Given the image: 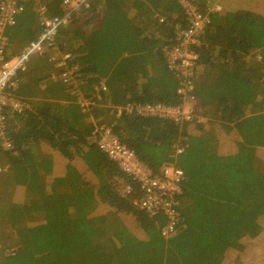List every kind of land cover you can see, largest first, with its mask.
<instances>
[{
    "label": "trees",
    "instance_id": "16d2710c",
    "mask_svg": "<svg viewBox=\"0 0 264 264\" xmlns=\"http://www.w3.org/2000/svg\"><path fill=\"white\" fill-rule=\"evenodd\" d=\"M101 1L70 16L8 92L23 109L3 112L0 145L10 148L0 147V264H264V151L252 155L248 183L235 168L226 177L231 189L223 193L249 189V204L234 199L240 210L229 209L230 198L210 181L220 165L232 166L242 130L264 122V0H186L202 15L220 10L195 50L200 67L190 96L204 122L182 125L110 113L127 99L134 107L180 108V80L162 74L163 50L189 27L180 0H107L104 8L118 16L111 21L126 29L132 49L97 94L104 50L86 40L92 21L82 18L96 14ZM23 9L5 33L7 59L37 40L42 18L65 17L60 0H29ZM58 55L70 57L66 71ZM66 72L73 83L60 79ZM54 79L61 88L48 91ZM74 88L89 107L73 104ZM103 126L154 175L168 165L185 172L170 239L162 237L167 217L147 216L138 205L141 190L98 150L93 129Z\"/></svg>",
    "mask_w": 264,
    "mask_h": 264
},
{
    "label": "built area",
    "instance_id": "2783aa9c",
    "mask_svg": "<svg viewBox=\"0 0 264 264\" xmlns=\"http://www.w3.org/2000/svg\"><path fill=\"white\" fill-rule=\"evenodd\" d=\"M29 0H1L0 1V140H3L2 129L3 112L6 108L20 112L23 105L14 99L9 91L15 88L14 80L19 72L25 69V62L31 56L40 55L44 45H52L58 29L66 25L68 18L75 12L88 11L92 8L95 1L98 0H60L61 10L65 12L64 18H42L40 26L42 33L36 41L31 42L16 58L7 59V38L6 31L14 26L15 18L24 12V4ZM185 15L188 19L189 27L177 35L174 44L163 50V59L168 73L174 74L180 80V87L176 95L181 99L180 108L164 107L160 105L134 107L129 104V99L123 107H110V113L115 114L117 118L125 113L126 115H135L137 117H154L166 119L176 125H182L188 122L198 123L204 121L196 115V102L190 95L193 92L192 79L199 71V58L195 52L200 44V37L209 24V16L219 12V7H212L206 15L198 13L186 0H180ZM58 64L66 71V66L70 63V57L67 55H58ZM71 72H66L60 77L63 83H73L70 78ZM96 93H105L107 91L104 85L96 88ZM74 95L77 99L73 104L80 105L81 108H87L90 104L81 99L80 89L74 88ZM73 104H69L72 106ZM93 135L98 140L97 148L112 163L116 164L120 172L125 175L131 183H134L141 190L142 199L138 204L140 209L149 217L157 213H163L168 220L166 227L162 232L165 240L174 236V226L179 222V213L174 210V197L182 194V185L185 180V172L173 166H164L159 171V176L154 175L152 171L139 162L133 152L122 146L107 127H94ZM4 150L10 148V144L3 142L0 145ZM182 151L176 150V154ZM131 189L126 188L123 197L129 195Z\"/></svg>",
    "mask_w": 264,
    "mask_h": 264
},
{
    "label": "crops",
    "instance_id": "0c3cea01",
    "mask_svg": "<svg viewBox=\"0 0 264 264\" xmlns=\"http://www.w3.org/2000/svg\"><path fill=\"white\" fill-rule=\"evenodd\" d=\"M107 0H103L99 3V8L96 10V14L94 13H84V17L82 18L83 21H92V25L88 26L87 29V38L86 40L88 42H95L97 46H99L101 49L104 50V54L102 56V63H101V69L102 72L105 73V76L101 78L100 85L99 86H108L110 87V77L112 73L115 71V68L117 66H121L123 62L127 59V54L132 49L131 43L127 42V36L125 35L126 29L123 27L122 24L119 26H115L111 20L115 19V15H112L110 13L115 12H107L104 7L107 4ZM152 16H157L156 13H153ZM122 16H119V20L122 22ZM24 19V16L22 17ZM109 20H110V26H109ZM108 25V26H106ZM106 31L108 34H101L98 31ZM96 39H100L99 41H94ZM93 45V44H92ZM163 57V56H162ZM149 60L146 57H143V64H147V61ZM259 61L260 57L258 58ZM110 71V72H108ZM162 74L165 76H169L167 71L165 70V63L162 68ZM48 91H58L59 88H61V83L56 79L50 80L47 83ZM264 121V119H262ZM260 127H253V126H247L242 130V134L240 135L241 140L238 143L237 149L239 150V153L236 154L235 160L233 161L232 166L230 167L231 171L232 169H237L235 172H239L242 175V172H245L247 177L249 176L248 173L251 171V160L252 155L255 154L254 152L261 149L264 151V122L260 123ZM252 125V124H250ZM255 135L256 137L253 139L252 135ZM212 161V160H211ZM222 163H226L227 159H221L218 160ZM208 165H211L210 162H208ZM212 166V165H211ZM225 165H220L219 167H224ZM244 170H243V169ZM229 172L221 175V178L219 179V183L215 186H218L217 189H221L223 187L227 188L225 181L226 177ZM244 179H246L244 177ZM247 180V179H246ZM249 181V180H248ZM211 183L213 184V179L211 180ZM211 184V185H212ZM213 186V185H212ZM214 186V187H215ZM224 196V195H223ZM226 197H230V195H226ZM226 198V199H228ZM235 197H233V194L229 200L232 201V203L228 202L227 205L224 203L229 209L231 207H236L233 205ZM226 207V208H227ZM227 208V209H228Z\"/></svg>",
    "mask_w": 264,
    "mask_h": 264
},
{
    "label": "rangeland",
    "instance_id": "374dc122",
    "mask_svg": "<svg viewBox=\"0 0 264 264\" xmlns=\"http://www.w3.org/2000/svg\"><path fill=\"white\" fill-rule=\"evenodd\" d=\"M256 136L253 134L252 135V138L254 139ZM228 164H226V166H227ZM243 169V168H242ZM230 169L229 168H227V167H225L224 166V168H221V170H220V172H218V174L217 175H215V177L214 178H210V181L213 179V186L211 187V188H213L216 184H218L219 183V179L221 178V175H223V174H225V173H227V172H229L230 173V171H229ZM244 170V169H243ZM242 176L243 177H247V175H246V173L245 172H242ZM245 182L246 183H248L247 182V180L245 179ZM210 183V182H209ZM218 187V186H217ZM238 188V187H237ZM216 189V188H215ZM226 189H231V187H227V188H225V187H223V188H221V189H218L219 190V192L222 194V195H224L225 196V198H226V195H230V197L229 198H231V196H232V194H233V197H236V199H237V201H241V203H243V205H246V204H249L247 201H245V195H246V193H248V191H249V189H247V188H245V189H243L242 188V190H239V191H237L236 192V190H232V191H228V192H225V193H223V191H225ZM234 189V188H233ZM223 196V197H224ZM233 205L234 206H236V208L238 209V210H240L239 208H238V206H237V202H235V204L233 203ZM248 210H250V209H248ZM242 211V210H241ZM243 218V217H242ZM223 233V232H222ZM222 236H224V234L222 235ZM219 237V236H218ZM211 239V238H210ZM207 241H208V239L205 241V243H207ZM209 244H211V245H214V246H217L218 244H213V243H210L209 242ZM213 246V247H214ZM219 246V245H218Z\"/></svg>",
    "mask_w": 264,
    "mask_h": 264
}]
</instances>
